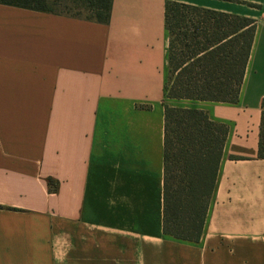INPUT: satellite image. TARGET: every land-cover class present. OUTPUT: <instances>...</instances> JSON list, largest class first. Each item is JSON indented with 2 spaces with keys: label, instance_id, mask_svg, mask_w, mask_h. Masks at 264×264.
<instances>
[{
  "label": "crops",
  "instance_id": "0c3cea01",
  "mask_svg": "<svg viewBox=\"0 0 264 264\" xmlns=\"http://www.w3.org/2000/svg\"><path fill=\"white\" fill-rule=\"evenodd\" d=\"M169 1L254 21L238 101L167 96ZM166 106L228 131L197 242L163 231ZM263 111L264 0L0 4V264H264Z\"/></svg>",
  "mask_w": 264,
  "mask_h": 264
},
{
  "label": "trees",
  "instance_id": "16d2710c",
  "mask_svg": "<svg viewBox=\"0 0 264 264\" xmlns=\"http://www.w3.org/2000/svg\"><path fill=\"white\" fill-rule=\"evenodd\" d=\"M60 0H0V4L107 24L112 0H64L80 12L53 9ZM170 33L167 95L235 103L238 101L254 41L253 20L169 1L165 9ZM225 125L204 111L165 108V177L163 231L176 239L199 241L224 143ZM258 157L264 159V111ZM55 189L53 180H49Z\"/></svg>",
  "mask_w": 264,
  "mask_h": 264
},
{
  "label": "rangeland",
  "instance_id": "374dc122",
  "mask_svg": "<svg viewBox=\"0 0 264 264\" xmlns=\"http://www.w3.org/2000/svg\"><path fill=\"white\" fill-rule=\"evenodd\" d=\"M51 5L53 6V9L57 12H66V13H69V12H72V13H77V12H80L82 14V16H86L87 13L86 11L84 10H76L75 7H73V5L71 3H65L64 0H60L57 4H52ZM170 76V75H169ZM170 79V77H169ZM170 83V80L168 81V85ZM168 96V95H167Z\"/></svg>",
  "mask_w": 264,
  "mask_h": 264
}]
</instances>
